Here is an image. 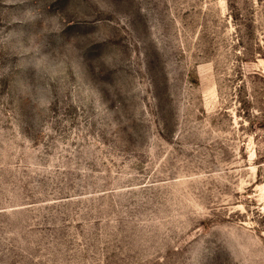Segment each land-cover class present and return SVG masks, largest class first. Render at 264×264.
Returning a JSON list of instances; mask_svg holds the SVG:
<instances>
[{
    "label": "rangeland",
    "instance_id": "1",
    "mask_svg": "<svg viewBox=\"0 0 264 264\" xmlns=\"http://www.w3.org/2000/svg\"><path fill=\"white\" fill-rule=\"evenodd\" d=\"M0 264H264V0H0Z\"/></svg>",
    "mask_w": 264,
    "mask_h": 264
}]
</instances>
